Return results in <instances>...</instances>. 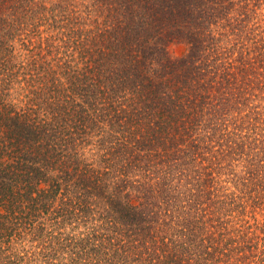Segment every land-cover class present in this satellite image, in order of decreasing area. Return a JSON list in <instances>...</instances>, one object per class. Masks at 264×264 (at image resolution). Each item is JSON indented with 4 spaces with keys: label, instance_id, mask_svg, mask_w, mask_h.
Instances as JSON below:
<instances>
[{
    "label": "trees",
    "instance_id": "trees-1",
    "mask_svg": "<svg viewBox=\"0 0 264 264\" xmlns=\"http://www.w3.org/2000/svg\"><path fill=\"white\" fill-rule=\"evenodd\" d=\"M249 206L264 0H0V264H264Z\"/></svg>",
    "mask_w": 264,
    "mask_h": 264
},
{
    "label": "rangeland",
    "instance_id": "rangeland-1",
    "mask_svg": "<svg viewBox=\"0 0 264 264\" xmlns=\"http://www.w3.org/2000/svg\"><path fill=\"white\" fill-rule=\"evenodd\" d=\"M170 54L173 57H183L187 52V46L183 43H177L173 44L169 48ZM233 191L236 192L237 195H240V190H237L235 188H232ZM243 195V194H242ZM243 212V209L238 208L235 210L234 215H237L239 217H243L246 220H250V222L254 223L255 218H257V221L262 222L264 220V214L259 209L255 211V209L251 206L246 208L245 215H241Z\"/></svg>",
    "mask_w": 264,
    "mask_h": 264
}]
</instances>
